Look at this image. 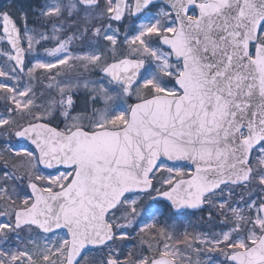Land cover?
Instances as JSON below:
<instances>
[{
  "label": "snow or ice",
  "instance_id": "1",
  "mask_svg": "<svg viewBox=\"0 0 264 264\" xmlns=\"http://www.w3.org/2000/svg\"><path fill=\"white\" fill-rule=\"evenodd\" d=\"M0 264H264V0H0Z\"/></svg>",
  "mask_w": 264,
  "mask_h": 264
}]
</instances>
